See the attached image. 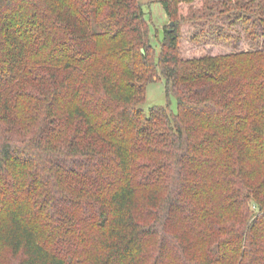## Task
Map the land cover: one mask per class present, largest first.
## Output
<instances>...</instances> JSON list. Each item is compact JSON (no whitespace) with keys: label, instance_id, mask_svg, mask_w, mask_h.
Returning <instances> with one entry per match:
<instances>
[{"label":"trees","instance_id":"trees-1","mask_svg":"<svg viewBox=\"0 0 264 264\" xmlns=\"http://www.w3.org/2000/svg\"><path fill=\"white\" fill-rule=\"evenodd\" d=\"M209 1H161L157 55L140 0H0V264H264V50L181 52L257 11Z\"/></svg>","mask_w":264,"mask_h":264},{"label":"rangeland","instance_id":"rangeland-1","mask_svg":"<svg viewBox=\"0 0 264 264\" xmlns=\"http://www.w3.org/2000/svg\"><path fill=\"white\" fill-rule=\"evenodd\" d=\"M145 13V19L150 26V37L153 46L156 48V54H160L161 42L163 40L164 29L170 27V19L166 16L161 1L163 0H140ZM224 1L226 0H210L209 3L202 8L197 5L193 13L198 16L206 17L219 16L225 10ZM250 0H245L249 2ZM251 3V4H250ZM251 9L257 11V16H253V20L249 25H244L232 13L225 16L223 28L227 34L232 36L230 40L219 41L216 34L211 36V32L216 28L209 29L204 21L199 22L196 26L191 24L183 26L181 52L183 58H197L205 55H220L236 52H252L256 50H264L263 26L258 21V17H264V0H252L249 2ZM234 19V20H233ZM257 22L253 27L252 23ZM219 24V23H218ZM207 30V33L205 34ZM204 32V33H203ZM253 32V33H252ZM195 34L198 39H194ZM203 34L205 36H203ZM160 76V75H159ZM157 77L155 82L150 83L147 87L146 101L142 109L149 113L155 107H166L173 114L178 113V104L173 94L168 95L167 86L164 78ZM6 264H15L14 261H7Z\"/></svg>","mask_w":264,"mask_h":264},{"label":"water","instance_id":"water-1","mask_svg":"<svg viewBox=\"0 0 264 264\" xmlns=\"http://www.w3.org/2000/svg\"><path fill=\"white\" fill-rule=\"evenodd\" d=\"M171 25L173 26V23H172ZM142 53L144 54V53H145V51H144V50H142Z\"/></svg>","mask_w":264,"mask_h":264}]
</instances>
